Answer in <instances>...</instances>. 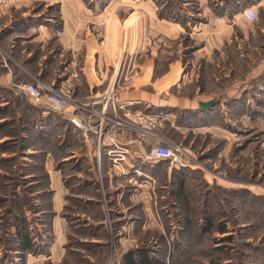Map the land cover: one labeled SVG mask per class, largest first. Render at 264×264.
Here are the masks:
<instances>
[{"label": "rangeland", "instance_id": "rangeland-1", "mask_svg": "<svg viewBox=\"0 0 264 264\" xmlns=\"http://www.w3.org/2000/svg\"><path fill=\"white\" fill-rule=\"evenodd\" d=\"M154 3L182 27L178 40L164 42L167 61L182 59L181 77L167 97L128 108L152 117L153 136H140L131 118L116 119L123 122L118 132L135 135L127 145L115 137L120 148H131L135 163L124 173L134 178L123 182L125 191L109 192L97 148H71L75 137L61 138L41 116L45 109L19 93L24 83L47 90L68 77L62 0H0V264H124L127 255L138 260L143 253L160 264H264V0ZM248 7L257 20L245 16ZM119 8L122 20L132 9ZM225 10L233 13L224 22L229 40L220 58L214 52L216 61L206 62L205 23ZM122 30L124 50L130 37ZM94 32L103 37L102 26ZM175 97L179 104L169 106ZM209 101L206 109L200 104ZM159 105L166 106L157 111ZM94 106L102 111L103 102ZM158 144L175 157L147 158ZM123 168L108 173L114 185ZM52 179L80 197L62 215L53 209ZM58 214L68 221L67 234ZM19 230L32 237V249L16 250Z\"/></svg>", "mask_w": 264, "mask_h": 264}, {"label": "crops", "instance_id": "crops-1", "mask_svg": "<svg viewBox=\"0 0 264 264\" xmlns=\"http://www.w3.org/2000/svg\"><path fill=\"white\" fill-rule=\"evenodd\" d=\"M112 3L113 0H109V4ZM110 5L101 8L99 6H89L86 0H62L64 29L62 30L61 50L68 62L66 65L68 77L62 81L58 88L68 90L79 103L88 107L91 102L93 105L100 102L104 103V98L108 92L113 90L112 101L117 106L126 105L131 110H142L143 104L150 102L151 98L167 97L165 93L176 84V77H181L182 59L180 57L167 61L164 42L166 40H178L183 33L182 27L179 23L171 21L169 18L166 19L165 16L160 14L154 0H114L112 7ZM108 6H110L109 10L107 9ZM119 6H130L132 8L123 20L121 18L122 8L118 9ZM232 14L228 10L223 11V13H210L203 31L205 33V40L202 38L204 45L200 49L205 50L206 62L216 61L212 56L214 52L218 54L219 58L222 55L224 46L230 36L229 29L224 26L225 17H231ZM86 21L93 22V24L87 25ZM99 25L102 26L103 33L100 40L94 32L97 27H100ZM122 29H125V34L127 33L126 35L130 37V42L124 50L122 48ZM137 35L140 36L141 40L134 47ZM151 87L153 88L152 91H150ZM19 93L29 101V97L25 93L21 90H19ZM175 101L177 102L174 104L169 103V106L179 104L176 97ZM31 104L34 107L45 109L44 115L41 116L47 118L48 126L51 125L61 130V138L70 135L75 137V142L70 143L71 148L77 146L80 142L86 146L97 148L95 156L100 170L103 167L102 172L107 173L105 188L109 192H116V190H123V188L124 191L126 190L127 183L123 182H127L129 178L131 181L134 178L132 175L128 177L127 173H124L127 172L129 166L132 169V155H127L126 160L121 161V164L113 163V167H110L112 161L110 151L117 150V146L114 144L115 137L119 138V143L127 145V140L132 139L135 135L127 131L118 132L117 128L113 129V122L107 119L104 123V130L107 135L103 144L99 146L95 137H92L91 142H87L82 130L75 127L67 115L51 111L33 101ZM93 105V108L98 106ZM139 106L141 107L139 108ZM149 106L150 104H147L145 107ZM164 106L166 105H159L157 111L163 110L162 107ZM145 107L144 109H146ZM73 108L72 105L71 110ZM121 109L116 115L112 106L109 105L107 108L108 117L112 119L124 117L125 109ZM95 120H98V118L96 117ZM126 148L131 149L128 146ZM103 163H105V166L108 165L107 170L104 169ZM138 163L140 164L139 161L136 164ZM119 166L124 167V176H118L115 181L116 185H114L113 176H108V173L117 170ZM139 166L141 165L136 167V171L143 174L144 167ZM144 174L147 175V173ZM52 183L53 209L61 215L63 211L72 210L68 202L74 198L78 200L80 197L74 195L75 193H70L68 187H57L53 179ZM141 186L145 189L149 188L148 184ZM117 195L121 196L120 193H117ZM87 202L91 201L88 200ZM122 203L117 202L119 205H122ZM125 209L123 210L125 211ZM58 215L55 217H60L61 232L67 234L69 232L68 221L65 217ZM129 226H131V223H129Z\"/></svg>", "mask_w": 264, "mask_h": 264}, {"label": "built area", "instance_id": "built-area-1", "mask_svg": "<svg viewBox=\"0 0 264 264\" xmlns=\"http://www.w3.org/2000/svg\"><path fill=\"white\" fill-rule=\"evenodd\" d=\"M244 13L252 22L258 19V12L253 7L246 8ZM20 89L34 103L44 105L51 111L67 115L75 127L82 130L87 142H91L92 137H96L98 145L101 146V144H103L104 138L107 135L104 130V123L107 119L113 121V129H115L117 124H123V122H120L115 118L112 119L108 117L107 108L109 105L112 106L116 115L119 113V107L125 109V116L132 119L131 122H133V126L138 130L140 136L145 138L154 135V133L151 132V129L156 126V122L152 117L148 113L137 112L134 114L128 110L126 105L117 106L116 103L112 101L113 90L108 92L107 96L104 98L103 109L102 111H99L92 107L93 104L89 108L86 105L79 103L66 89L48 86V89L44 90L41 85L36 83H24L21 85ZM72 105L74 106L73 110H71ZM96 117L98 120H95ZM114 144L117 146V150L110 151V156H112L113 161H118V164H121V161L126 160L127 155L130 154V150L129 148H120L118 145L119 143H117L115 139ZM164 156L175 157V154L173 151L158 144L151 149V155H147L146 157L154 159ZM176 159L178 160L179 158L176 157Z\"/></svg>", "mask_w": 264, "mask_h": 264}, {"label": "trees", "instance_id": "trees-1", "mask_svg": "<svg viewBox=\"0 0 264 264\" xmlns=\"http://www.w3.org/2000/svg\"><path fill=\"white\" fill-rule=\"evenodd\" d=\"M179 186L181 188H183V185L181 187V183H179ZM179 193V191H178ZM18 241H17V249L18 251H23V250H30L33 247V239L32 237L27 234L24 233L23 231L19 230L18 231ZM161 261H152L148 255H146V253H143L140 256V259L136 260L131 254L126 256V260L124 262V264H160Z\"/></svg>", "mask_w": 264, "mask_h": 264}, {"label": "water", "instance_id": "water-1", "mask_svg": "<svg viewBox=\"0 0 264 264\" xmlns=\"http://www.w3.org/2000/svg\"><path fill=\"white\" fill-rule=\"evenodd\" d=\"M213 103V101H209V102H201V106L206 109L208 108L211 104Z\"/></svg>", "mask_w": 264, "mask_h": 264}]
</instances>
